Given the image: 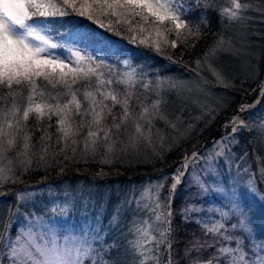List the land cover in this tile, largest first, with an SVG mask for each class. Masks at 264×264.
Masks as SVG:
<instances>
[{
	"label": "rangeland",
	"instance_id": "rangeland-1",
	"mask_svg": "<svg viewBox=\"0 0 264 264\" xmlns=\"http://www.w3.org/2000/svg\"><path fill=\"white\" fill-rule=\"evenodd\" d=\"M224 1L228 8H232L231 0ZM238 2L240 1L238 0ZM243 2L245 3L240 2L242 8L238 11L236 19L240 20L244 16H248L254 24H251V27L248 28L242 23L240 26H233L230 30L227 29L225 34H220L216 43L207 49L191 67H188L189 74L183 76L161 72V63H152L148 57L136 52L123 53L122 50H116L115 43L110 42L105 46H101V44L94 45L96 40H92L89 34L56 33L53 31L54 39L80 49L82 55L85 53L90 55L91 51L94 52L95 50L105 60L113 61L122 80L130 83L143 82L147 87V94L150 98L149 104L146 106L152 114L143 121L141 120L142 122L138 121L144 129L145 136L138 140L141 143L140 146L136 143L133 144L135 148H142L146 152L143 160H151L154 155L160 157V154L167 153L170 147L181 140H187L186 144L190 145L193 142L191 140L192 136L201 137V144L188 149L183 157L173 165L168 174L136 186H129L128 184V187L118 184L113 186L110 181H79L76 186H68L69 184L49 185V189H45V198L39 200L36 199L35 195L33 196L32 191L35 189V184H25L19 189L20 191L10 188L8 193L5 194L7 199L14 197L15 200H18L17 197L20 195L25 198L19 200L23 207L17 210V219L14 218V221H10V219L14 215L15 208L11 212L12 210H9L11 202L8 203L6 199L3 210L0 211V234L15 240L19 231L22 229L27 230L29 221L35 223V219L40 217L54 227L58 234L65 227V233L58 235L61 242H63L65 235H73L79 237L86 248V240H90L92 237L90 234L93 233L92 225L87 220L86 213H90L92 209V212H97L95 208L101 213L106 210L111 202L115 206L114 191H116V194L119 193L120 201L127 202L128 207L134 206L136 211L138 210L136 201H140L142 208V205L150 203L149 201L155 204L159 201L162 209L166 205H171L169 190L175 182L174 178L183 173L180 182L185 175V185L189 187L188 190L186 188L182 189L186 192V201H188V205L198 209V211L191 212V214L196 215L194 216L195 220L202 221L208 227L217 222L223 224L224 227L220 231L224 235L239 237L244 241L243 249L247 260L256 259L257 254L264 256V250L257 251L258 246L264 241V200L259 198L260 195L264 194V177L261 176V169H264V60L262 61V57H264V5L255 0H243ZM183 4V9L186 12L188 6L185 3ZM243 5H246V7H243ZM236 19L234 20L236 21ZM83 34L86 37H82ZM145 35L147 41L151 44L154 42L159 43L160 47L163 45V47H172L171 42L174 40H168V38L175 36L167 32L166 40L163 38L165 33H161L158 38L154 29H150ZM102 41L106 40L102 39ZM213 49L215 50L212 51ZM55 54L61 58L70 56V52L66 49H57ZM235 76H243L244 78L234 81ZM250 83H253V87L246 92L245 89ZM172 85H174L173 88L177 87L173 89L174 95L166 98L165 103L160 102L161 99L158 98L157 94L166 91V88ZM238 88L242 92L239 98L236 97L238 94L234 93ZM157 101H159V111L155 112L152 110L151 105ZM242 106L245 108L244 111H241ZM227 108L229 111L227 113L225 111L223 116L219 117L222 119L220 121L216 120L214 123H218L216 138L209 143H206L207 141L203 142L205 137L212 131L207 130V127L214 121L216 113L220 114L221 109ZM170 115L171 117H169ZM154 119L162 121L163 124H160V122L157 124ZM238 119L243 124L239 131L233 132V121H235V126L241 125V122L237 123ZM165 128L168 129V135L166 131L164 133ZM241 133H243L246 142L245 148L242 149L236 146ZM135 148L134 150L138 149ZM233 148L237 149L234 151ZM192 152L195 156L189 158ZM217 152H223V155L217 157ZM136 154L134 152L129 153L134 157ZM186 163L189 167L188 170L184 168ZM209 164L213 165L219 175L213 177L206 174L205 169ZM246 169L247 171H245ZM103 173L105 172H100V175L103 178L107 177ZM168 175L171 176L172 180L170 187L165 189ZM194 175H199L209 185L223 177L226 189L235 188L243 192L239 210L232 211L233 204L229 199L230 191L227 193L214 192L210 187L207 193H200L198 188L192 184ZM250 180L255 182L256 195L245 190ZM161 185L163 187H160ZM40 186L41 184H36V188ZM65 187L70 189L69 193H64L65 196L60 200H54L55 195L49 196L53 191L61 192ZM41 189H44V187ZM128 201H132V203L129 204ZM88 203L93 204L92 209L89 205H86ZM57 206L66 208V214L60 215L58 210L54 213L53 209H57ZM73 207H76L77 216L71 212ZM37 208L40 209V212L36 211ZM220 212H227L228 216L222 218ZM241 212L248 218L247 223L250 232H245L240 228H232V225L239 224ZM157 214L156 212L150 214L149 218L137 220L140 221L143 227L148 228V237L139 233L136 234L134 226L131 228L128 224H126L128 231L125 230L122 231V234L115 235L117 239L127 238L128 243L130 239L135 242L140 241L143 244L142 255L130 243L125 242L124 245L127 244L124 246L122 241L118 245L121 252H125L128 248V250L131 249V251L138 253V256H133L135 259L155 257V259H149L152 261L149 264H159L158 260L161 253L155 246L157 245L156 241L159 239L161 223L155 219ZM73 215L76 221L68 225L67 220H73L71 218ZM95 215L93 218L99 219V214L95 213ZM77 221L80 223V228L73 229V225ZM145 221H147V224H144ZM130 229L133 230L130 231ZM125 233H128V236L133 235L130 238L128 236L122 238ZM215 235L222 238L219 234ZM149 237H155V240H150ZM223 246L235 248L236 241L235 239L232 241L226 240ZM0 248L2 252H5L6 259L9 261L8 264H11L9 248L4 247L2 242H0ZM91 254L93 252L89 250L87 256ZM129 255L131 254L129 253ZM85 257H82L83 264H86ZM147 261L148 259L145 260L146 263Z\"/></svg>",
	"mask_w": 264,
	"mask_h": 264
},
{
	"label": "snow or ice",
	"instance_id": "snow-or-ice-1",
	"mask_svg": "<svg viewBox=\"0 0 264 264\" xmlns=\"http://www.w3.org/2000/svg\"><path fill=\"white\" fill-rule=\"evenodd\" d=\"M231 3L232 8H224L221 15H226L229 19H236L242 4L238 0H231ZM67 7L72 8L77 15L85 16L87 19L98 23L100 27L115 31L117 35L120 34L119 29L113 28L111 22L105 25L98 17H117L116 23L119 24L122 15L126 16L132 12L134 15L140 16L145 23L154 24L158 37L161 36V29L163 28L165 40L167 39V32L171 31L165 27L166 24L174 25L177 36L181 35V29L187 27L186 12L181 0H82L79 7H77V0H63V5H57L54 0H0V182L10 179L9 174L13 172L12 165L19 157L28 156L31 148V136L26 132V122L31 114H35L37 120H41L45 116L49 119L52 116L59 117L57 130L61 133V139L65 141L70 137L78 136L85 127L83 117L91 116V120L86 122L88 131L85 148L87 149L91 145L93 151L101 139L107 141L126 131L129 121L132 122L134 130L128 135V146L135 144L145 136L144 129L138 121L152 114L149 112V108L147 106L142 107L137 117L134 115V110L130 108L131 93L125 92L121 95L112 90L101 91L102 86L113 83L111 79H103V74L97 71L103 62L97 64L91 55L87 53L82 55L80 49L54 39L52 34L54 31L53 22L47 19H37L67 16L69 15L66 10ZM145 12L147 13L146 16L144 15ZM149 17L153 19L149 21ZM128 22L127 19L124 20V23ZM141 31L144 29L141 28ZM131 42H136L135 35H133ZM139 43L148 45L146 39H140ZM171 45L176 47V42L172 41ZM151 46L159 51V43L154 42ZM57 49H66L70 52V56L61 58L55 54ZM93 77L96 79L95 91L85 90L83 92V100L88 102V108L82 111V102L77 95L80 90H74L73 85L83 80L88 82L86 88H91L93 87L91 83ZM38 81H45L47 85H51L55 95L52 91H46L47 85L43 88L40 87ZM128 82L126 80L116 81L117 84ZM5 88L7 89L6 92L4 91ZM97 94L103 99L98 100ZM69 96L70 99H67L66 102H60L63 97ZM106 100L112 102V107L104 103ZM49 101H54V103ZM116 105L122 108L119 122H115L116 117L113 116L112 125L106 126L104 121L107 116L112 115L113 107ZM151 108L158 112L159 101L154 102ZM244 110L245 108L242 106L241 111ZM77 115L81 116V122L74 126L72 118ZM233 124L232 131L237 132L243 122L240 126H235V121ZM93 128L95 130H92ZM20 141H22V150H18ZM75 142L73 140V143ZM114 146L115 141L112 145H107L108 151L110 152ZM45 151L47 150L45 149ZM13 153L15 155H11ZM216 155L217 157L222 156L223 152H217ZM19 162L25 166L31 164L30 159ZM187 167L188 164L186 163L184 168L187 169ZM205 172L213 177L219 175L212 164L208 165ZM182 175L183 173H180L174 178L175 182L169 190L170 201L175 196ZM261 176L264 177V169H261ZM192 184L198 188L200 193H207L210 187L214 192L227 193L230 191L229 199L233 204L232 211L239 210L243 192L235 188L226 189L223 177L209 185L199 175H194ZM245 190L250 194H257L254 180L248 182ZM17 198L22 200L25 197L20 195ZM259 198L264 200V194L260 195ZM128 203L131 204L132 201H128ZM136 203L139 207L140 201H136ZM57 210L60 215L67 212L66 208H59V206L57 209H53L54 213ZM151 211H158L155 216L156 221L166 225L160 231V239L156 241L157 247L164 244L170 250L172 240L169 237L173 231L170 206L166 205L165 210H161V204L157 201ZM192 211H198V209L191 205L182 209L186 222L190 219L189 213ZM240 214L239 224L232 225V228H240L245 232H250L247 216L242 212ZM220 215L222 218H226L228 213L220 212ZM112 220L118 222L119 207ZM196 223L205 229V234H219L227 241L235 239L236 247L222 246L216 249V254L210 258L206 260L196 259L192 261V264H222L221 257L224 258L223 264H264V256L259 254H257L256 259L247 260L243 249L244 241L239 237L224 235L220 231L224 227L223 224L217 222L208 227L200 220H197ZM144 224H147V221ZM134 231L143 236H149L147 227L134 225ZM149 239L155 240V237H149ZM0 242L3 243L4 247L9 248L11 264H83L82 257L89 254V249L84 247V243L79 237L65 235L63 242H61L56 229L40 217L35 219V223L29 221L27 230L19 231L15 240L0 234ZM129 243L142 255L143 244L140 241H130ZM213 246L212 243L204 242L202 244L197 240L191 248H186L185 255L193 250L199 252L202 248ZM259 250H264V241L258 246L257 251ZM147 259H155V257H145L139 261V264H145ZM105 264H109V262L106 261ZM111 264H119V262L113 260ZM168 264H173L171 258Z\"/></svg>",
	"mask_w": 264,
	"mask_h": 264
},
{
	"label": "trees",
	"instance_id": "trees-1",
	"mask_svg": "<svg viewBox=\"0 0 264 264\" xmlns=\"http://www.w3.org/2000/svg\"><path fill=\"white\" fill-rule=\"evenodd\" d=\"M239 1L241 3H245L243 0ZM255 1L264 5V0ZM54 2L57 5H63V0H54ZM81 2L82 0H77V7H79ZM181 3H185V5L188 6V10L186 11L187 27L180 30L181 33H183L182 35L177 36L174 25L166 24L165 27L171 29V31L168 32L175 35L172 38H168V40H174L176 42V47H163V45L159 48V51H157L154 46H151L152 44L149 41L147 46L139 43L140 39L146 38V32L150 29L156 30V26L152 23H145L140 16H136L132 12H129L126 16L122 15L120 17L121 22L119 24L116 23L117 17H98V19L105 25H108L111 22L113 28L119 29V35H117L115 31H109L107 28L100 27L98 23L87 19L85 16L77 15L70 7L66 8L69 13L67 16L37 19H47L52 21L53 28L56 33L89 34L91 35L92 40H96L94 45L101 44V46H105L106 44H110V42L115 43L116 50H122L123 53H127L129 51L139 53L148 57L152 63H161V72L175 75L180 74L181 76L189 74L190 70L188 67H191V65H193L207 49L213 46L219 35L225 34L227 29L230 30L233 26H240L242 23L244 26L250 28L251 24H254L253 20L248 18V16H244L240 20L236 19L235 21L234 19H229L226 15H221L222 10L224 8H228L224 0H181ZM118 11L122 12L123 10ZM144 15L146 16L147 13L145 12ZM125 19L129 22L124 23ZM152 19L153 18L149 17V21ZM235 23L238 24L236 25ZM141 28H143L144 31H141ZM161 33H164L163 28L161 29ZM133 35L136 36L135 43L131 42ZM82 37L86 36L83 34ZM102 39L106 41H102ZM90 55L95 58L97 64H100L101 61L103 62L97 69L98 72L103 74V79H111L113 81L111 85L102 86L100 90H112L121 95L125 92L131 93L130 108L134 110V115L139 116L141 108L149 104L150 98L147 94L148 89L144 83L128 82L117 84L116 81L122 80V78L118 73L115 63L111 60H105L104 57L101 54H98L95 50L94 52L92 50ZM263 60L264 57H262V61ZM85 63H87V61H85ZM241 78L244 77L235 76L234 81ZM91 83L93 85L91 88H86L88 82L83 80L73 85L74 90H80L77 95L78 99L82 102V111L83 109L88 108V102L83 100V92L85 90L95 91V77L92 78ZM38 84L43 88L47 85V82L38 81ZM174 85L169 88L167 87L166 91L157 94L158 98L161 99L160 102L165 103L166 98L170 95H174L173 89L177 88H173ZM245 87L246 86L244 85V88ZM252 87L253 83H250L247 85L245 91L248 92L252 89ZM4 91L6 92L7 89L5 88ZM46 91H52L53 95H55V91L52 90L51 85H47ZM234 93L238 94L236 96L238 98L242 94L239 88L234 91ZM67 99H70V96L63 97L60 102L64 103ZM97 99L102 100L103 97L97 94ZM49 102L54 103V101ZM104 103L112 107V102L110 100H106ZM228 111L229 110L227 108L221 109L220 114L216 113L214 121L207 127V130L212 131H210L209 135L205 137L203 142L207 141L206 143H209L216 138L218 135L216 130L218 123H214L216 120L220 121L222 118L219 117L223 116V113H227ZM121 115L122 108L119 105H116L113 107L112 115L106 117L104 121L105 125L109 127L112 125L113 116L116 117L115 122L118 123ZM169 117H171V115ZM58 119L59 117L57 116H52L51 119L45 116L43 119L37 120L35 114L30 115L29 120L26 122V132L31 136V148L27 157H19V159L12 165L13 172L9 174L10 179L5 182H0V211L3 210L7 199L5 194L8 193V189L11 188L20 191L19 189L25 184H35V189L32 192L33 196L35 195V197H37L36 199L39 200L45 198V189H49V185L69 184L68 186H76L79 181H110L113 186L115 184L120 186H127V184L129 186H136L152 179H159L161 176L168 174L169 170H171L173 165L183 157L188 149L201 144V137L192 136L191 140L193 142L190 143V145L186 144L187 140H181L170 147L167 153L160 154V157L158 155H154L151 157V160L145 161L143 160V157L146 152L142 148L136 147L138 149L134 150L135 146L127 145L128 135L134 130L131 121H129L127 125V130L122 132L121 135L113 136L107 141L101 139L95 145V150L93 151L91 145L87 149L85 148V140L87 138L88 131L86 122L91 120V116H84L83 120L85 121V127L83 130L80 131L78 136L70 137L66 141L61 139V133L57 130ZM72 120L74 122V126H77L81 122V116H73ZM142 121L140 120V122ZM159 122L160 120L156 121L157 124ZM160 124H163V122L161 121ZM159 127L160 126L158 125V128ZM165 129L164 133L166 131V134L168 135V129ZM92 130H95V128ZM113 132H115V129H113ZM102 135L103 134L101 133V136ZM73 140L76 142L73 143ZM113 141H115V146L112 147V150L109 152L107 145H112ZM137 144L140 146L141 143L137 141L136 145ZM236 146L240 149L245 148L246 142L243 133L239 135ZM45 149L47 151H45ZM236 149L237 148H233L234 151ZM18 150H22V141H20L18 145ZM130 152L137 154L134 157V155H129ZM11 155L15 154L13 153ZM26 159L31 160V164L28 166L19 162ZM100 172H105L103 174L107 175V177L103 178L102 175H100ZM171 180V176L168 175L165 182V189L170 187ZM185 181L186 176L177 188L174 198L171 200V227L173 229L169 237L172 240L171 249L169 250L164 244H160L159 247H157V245L155 246L161 253L158 260L159 264H168L170 258L173 261V264H192V261L196 259L206 260L216 254V249L222 247L226 241L223 238H219L215 234L214 236L211 233L205 234V229L196 223V218L194 217L196 215L191 214V212L189 213L190 219L187 222L185 221L182 209L183 207L185 208L189 206L188 201H186L187 199L185 198L186 192L182 190L183 188H186L187 190L189 189V187H186ZM36 184H41V186L36 188ZM43 187L44 189H41ZM69 190V188L65 187L61 192L53 191V193L49 194V196L55 195L56 197H53V199H57L56 201H58L65 196L64 193L68 194ZM130 190L132 189L130 188ZM113 193L116 205L113 206L111 202L107 206L106 210L103 211L104 213L98 212L97 208H95L97 212H92L93 204H86L90 206V209H92L90 213H86V216L87 220L91 223L93 230V233L90 234L92 236L91 239L86 240V248L93 252V254L84 258L86 264H105L106 261L111 264L113 260L118 261L119 264H130V262L131 264H139V261L144 259H135L133 256H138V253L131 251V249L128 250V248L126 249L128 254L126 251L121 252L118 245L121 241L124 245V243L127 242V238L117 239L115 238V235L118 236L119 234H122V231H128L126 224L130 225L131 228H133L134 225L142 226L140 221L137 220L149 218L150 214H155L156 212L151 211V209L155 206V203L149 201L150 203L142 205L143 208L141 206L138 207V210L136 211L134 210V206L128 207L127 202L124 200L120 201L119 193L116 194V191ZM7 200L8 203L11 202L9 210H12L11 212H13L15 208L14 215L10 219V221H14V218L17 219V210L21 209L23 205L20 204L19 200H15L14 197H9ZM117 202H119V220L118 222H113L112 217L118 209ZM161 210H165V208L162 207ZM36 211L40 212V209L37 208ZM71 212L77 216L76 207H73ZM94 212L97 215L99 214V219L93 218L96 216ZM74 215L71 216V218L75 217ZM67 221L68 225L73 222L72 219ZM165 226V224L161 223L159 231H162ZM60 233L64 234L65 230L62 228ZM60 233L58 235H60ZM132 235L133 234H130L128 236V233H125L121 236L122 238L126 236L130 238ZM111 237H113V239H111ZM197 240L202 244L204 242L212 243L214 246L202 248L199 252L193 250L185 255L186 248H191L192 244ZM130 241L135 242L133 239H130ZM129 253L131 255H129ZM223 261L224 258L221 257L222 264ZM8 262L9 261L6 259L5 252H2L0 248V264H8ZM151 262L152 261L148 259L145 264H149Z\"/></svg>",
	"mask_w": 264,
	"mask_h": 264
},
{
	"label": "bare ground",
	"instance_id": "bare-ground-1",
	"mask_svg": "<svg viewBox=\"0 0 264 264\" xmlns=\"http://www.w3.org/2000/svg\"><path fill=\"white\" fill-rule=\"evenodd\" d=\"M240 122H241V120L238 119L237 123H240ZM191 157H194V153H192Z\"/></svg>",
	"mask_w": 264,
	"mask_h": 264
}]
</instances>
